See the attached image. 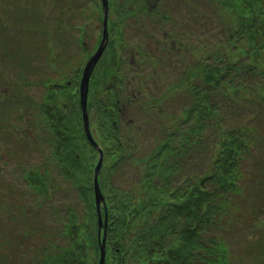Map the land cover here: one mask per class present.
<instances>
[{
  "label": "trees",
  "instance_id": "obj_1",
  "mask_svg": "<svg viewBox=\"0 0 264 264\" xmlns=\"http://www.w3.org/2000/svg\"><path fill=\"white\" fill-rule=\"evenodd\" d=\"M73 1L70 0L71 3ZM76 1L78 6L82 4V0ZM109 1L112 7V41L118 39L120 45L115 52L109 50L97 66L100 68L97 73H101L109 83L103 78L95 82L88 103L91 130L105 159L99 181L109 214L106 264H235V257L243 255L235 253L232 245L239 240L242 246L243 239L247 237L242 235L245 237L237 238L233 232L236 228L247 229L250 222L249 210L244 202L248 193L243 184L248 174L243 164L250 159L253 150L259 152L264 148V141L261 143L256 139L257 129L255 125H248L246 117L224 112L225 103H240L235 97L242 94L239 89L244 90L242 96L246 103H249V96L240 83H234L235 79L234 82L229 79L223 81L217 79V74L224 72L227 65L235 67V76L258 73L255 69L264 62V0H206L220 26L228 13L237 25L230 27L229 38L222 40L223 51L218 44L211 48L219 53L214 55L205 51L210 58L207 65H203L201 52L196 50L200 68L182 79L192 102H186L182 115L169 117L167 110L161 107L160 114L149 119L147 128H152L153 123L161 118L167 122L159 121L161 129L155 132L153 142L144 151L140 150L141 137L137 141L138 138L122 130V120L126 121L124 104L130 102L128 89L130 87L137 92L138 86L134 82H140L139 85L143 82L142 78L141 81L137 78L138 73L142 74L141 65L136 64L134 69L129 70L124 66L127 58L119 52L125 46V20L141 14L148 22L150 32H153L151 25L162 28V23L167 24L171 20L175 25L180 18L174 5H162L164 0H160L159 4L142 6L136 12L131 7L132 0H124L120 6L115 5L116 0ZM171 1L175 3L179 0ZM185 8L189 9V6ZM114 14L119 15L118 19L113 17ZM67 17L68 13L63 12L62 19L67 20ZM154 17H160V20ZM75 29L80 31L78 40H85L86 29L83 26ZM177 40L172 39L177 45L174 51L188 41L186 38L180 42ZM197 42L201 43L200 40ZM235 45L239 49L232 47ZM161 52L164 58L157 53L151 54L150 62L154 67L165 62V51ZM110 54L113 56L110 57ZM142 54L141 48L139 55ZM66 62L70 63L69 60ZM208 65L211 69L206 71L203 66ZM201 72L204 74L199 77L203 81H197L198 78L194 81ZM54 79L45 84V127L48 135L44 137V143L53 147L56 158L46 165L58 167L62 180H70L71 187L85 189L90 186L93 189L88 172L85 173L84 169L82 172L78 167L81 162H86L87 168L95 171L99 158V152L88 142L82 124H74L75 111L76 115L80 114L79 82L68 80V74L60 75L58 81ZM151 82L152 85L146 82L149 89L146 98L155 102L157 107L161 101L155 92H162L158 91L155 82ZM263 83L261 89H264ZM198 84L212 87L211 94L198 92ZM226 86L229 89L223 91ZM122 90L125 91L123 108L120 109ZM77 135H81L82 142L75 141ZM85 147L89 148V152L85 151ZM205 159V172L201 174L197 169L200 161L204 164ZM128 163L135 166V172L130 175L131 187L126 189L116 178L118 172L125 173L122 166ZM23 178L35 190L38 187L33 182L44 181L45 192H50L46 195L48 200L60 189L48 168L46 172L24 169ZM240 195L242 197L237 199L236 196ZM87 202L93 207L90 212L85 210L84 215L76 202L60 206L68 219H63L62 227L55 230L63 239L60 246L64 249L65 261L58 262L53 256L55 264H96L98 215L94 196L87 198ZM47 246L54 249V244ZM65 247L68 249L65 250Z\"/></svg>",
  "mask_w": 264,
  "mask_h": 264
},
{
  "label": "rangeland",
  "instance_id": "obj_2",
  "mask_svg": "<svg viewBox=\"0 0 264 264\" xmlns=\"http://www.w3.org/2000/svg\"><path fill=\"white\" fill-rule=\"evenodd\" d=\"M159 1L132 0L131 7L136 12L142 6L159 4ZM114 2L116 6L124 4V0ZM162 3L163 6L166 4L174 5L175 12L180 18L178 19L179 22L177 21L175 25L173 20L167 24L162 23V28L151 25L153 32H150L148 22L142 17L143 15L138 14L139 16L135 18L128 17L125 20L123 35L125 46L123 50L119 51L124 58H127L124 66L130 68L129 70L134 69L136 64H140L142 68V74L138 73L139 76L137 77L140 81L141 78L143 79L142 85H139L140 82L138 81L134 82L138 86L137 92L129 87L130 102L124 104L126 106L124 108L126 121L122 120L123 131L127 130L129 135L135 139L138 138L137 141H140L141 137V151H144L143 149L153 142L155 132L161 129L159 121L167 122L161 118V120H156L157 122L153 123L152 128H147L149 119L155 114L159 115L161 107H164L167 110L166 114L171 117L182 115L184 107L187 106L186 102H192L189 94L185 92L188 87L184 81L182 82V79L193 71L197 72L200 68L197 63L196 50H200L201 62L203 61V65L206 64L210 58L205 55V51L214 55L219 53L211 47L218 44L220 48L222 40L226 41L229 38L228 33L231 34L230 27L233 28L237 25L235 19L225 11L228 15L225 14L226 19L221 21L220 26L218 19L213 15V10L209 8V2L206 0H185V2L179 0L175 3L171 0H164ZM0 5L3 8L0 9V14L4 10H8L9 14V20L6 19L0 28L3 34L8 33L6 41L10 42L8 49L12 63L10 71L8 70L12 81L7 82L5 72L0 73V264H55L52 261L54 257L58 262L59 260L65 261L64 254H62L64 249L60 246L63 239L58 237L55 230L62 227L63 219L65 221L68 219L60 206L76 202L83 215L85 210L90 212L93 205L87 202V198L94 196V185L93 189L90 186L85 189L71 187L72 182L70 180H62L58 167L46 165L55 159L56 155L53 153V147L47 142L44 143L43 135L45 137L48 135L46 127L41 126L44 111L40 113L37 109L44 88L37 79L40 76L46 84L49 79H54L55 76L68 74V80H72L74 83L76 80L79 82L77 88L79 89L80 114L78 112L76 115L75 111L74 124L79 125L81 123L83 126L80 81L84 67L97 50L102 39L103 10L101 0H82V4L79 6L76 0L72 3L70 0H0ZM184 5L185 7L189 6V9H186ZM110 8L112 7L110 6ZM63 12L68 13L67 20L62 19ZM110 12L109 9L108 43L101 60L105 58L106 53L108 55L109 50L112 49L115 52L117 45H120L118 39L112 41ZM117 16L119 15L114 14L113 17L118 19ZM154 19L160 20V17H154ZM224 21L223 25L222 22ZM78 26L79 28L83 26L86 29L85 40H78L80 31L75 29ZM176 35L177 38H175ZM173 37L179 40L186 38L188 41L183 43L180 49L174 51V47L177 46L176 43L175 45L174 42L172 44L166 43ZM198 40L201 43L197 42ZM232 47L239 49L236 45ZM141 48L143 54L139 55ZM233 48L230 49L232 54ZM221 49L223 51L222 47ZM167 50L170 51L166 52ZM4 51H6L5 47ZM161 51H165L167 62H162L161 65L154 67L153 63L150 62L151 54L157 53L164 58ZM109 56L112 57L113 55L110 54ZM32 59L35 60L34 67L31 65ZM68 60L70 63L66 62ZM203 67L207 69L206 71L211 69V65ZM96 68L89 80L88 103L89 98L92 97L95 82H99L103 78L101 73H97L100 68ZM29 70L30 74L34 73V75H26ZM255 70L258 73L235 76V67H228L227 65L223 70L224 72L217 74V79L220 78L223 81L229 79L232 82L235 79L236 82L234 83H240V86L247 90L249 103L243 99L244 90L239 89L242 94H237L235 97L240 103L235 104V101L229 104L225 103L224 112L233 113L235 117H246L248 125H255L254 128L258 132L256 139L261 142L264 141V97L262 96L264 89H261L260 85L264 82V62L258 64ZM203 74L202 72L197 74L198 76L195 77L194 81L197 78V81H201L199 76ZM25 76L30 83L27 86V91L23 94ZM56 77L54 80L57 79L58 81ZM103 80L109 83L105 78ZM147 81L151 85V81L155 82L158 91L162 92V94L155 92L157 99L161 101L160 106L157 104L155 107V102L146 98L149 91ZM198 85L200 86L198 92L200 90V93L205 95L211 94L209 92H211L212 87ZM227 86L223 91L229 89ZM124 91L122 90L120 109L123 108ZM219 99L221 98L219 97ZM28 101L29 112L26 103ZM151 104L153 107H150ZM259 108L260 110H258ZM97 112L96 110L95 114ZM49 122L51 124V121ZM26 124L30 127L27 140L24 139ZM83 132L85 133L84 126ZM79 140L82 142L81 135L79 137L77 135L75 139L76 142ZM85 151L89 152V148L85 147ZM206 163V159L204 164L200 161L197 172L204 173ZM78 167L82 172V169L85 173L88 172V179L93 182L94 171L87 168L86 162H81ZM243 167L248 174V178L243 184L248 193L247 201L244 202L247 210H249L250 222L247 229L236 228L233 232L235 237L238 236L237 238H244L245 236L242 235L247 237V239H243L244 244L242 246H240L239 240L234 241L232 250L243 255L242 257H235L234 260L235 264H264V148L259 152L253 150L252 156L243 164ZM47 168L53 172L60 188L50 200L46 199V195L50 192H45L44 195L34 192L23 178L24 169L46 172ZM122 168L125 173L122 175L118 172L116 180L123 187L129 189L131 187L130 175L135 172V166L132 167L128 163L124 164ZM114 178L115 175L112 176V180ZM33 183L38 187L43 181ZM240 197L242 196H236L237 199ZM37 202L40 203L41 207L38 206ZM241 203L243 202H239V204ZM49 244H54V249L47 246ZM67 249L65 247V250ZM105 257L107 259V248ZM255 259H257L256 262L253 261ZM99 260L100 246L98 243L96 264L99 263Z\"/></svg>",
  "mask_w": 264,
  "mask_h": 264
},
{
  "label": "water",
  "instance_id": "obj_3",
  "mask_svg": "<svg viewBox=\"0 0 264 264\" xmlns=\"http://www.w3.org/2000/svg\"><path fill=\"white\" fill-rule=\"evenodd\" d=\"M101 5H102V10H103L102 39H101V42L97 50L91 56V58L89 59V61L87 62L84 68L83 76H82L81 83H80V105L82 109L83 126H84L86 137L88 141L90 142V144L99 151V160L95 167L93 185H94L95 202H96V207H97V212H98V222H99L100 260L98 264H105L109 214H108V209L106 205V199H105V196L99 184V174L101 172V168L103 165L104 153H103L101 146H99V144L95 141L93 137V134L91 131V125H90V118H89L88 109H87L89 82H90L89 80L91 78L93 70L95 69L97 63L100 61V59L102 58L105 52V49L108 43V37H109V30H108L109 9H110L109 0H101ZM102 205L104 206V211H105L104 217L101 212ZM102 228H103V237H101Z\"/></svg>",
  "mask_w": 264,
  "mask_h": 264
},
{
  "label": "flooded vegetation",
  "instance_id": "obj_4",
  "mask_svg": "<svg viewBox=\"0 0 264 264\" xmlns=\"http://www.w3.org/2000/svg\"><path fill=\"white\" fill-rule=\"evenodd\" d=\"M0 9H3L0 5ZM6 19L9 20V14H8V10H4L1 14H0V25L2 23H4L6 21ZM8 33L3 34L0 28V73L5 72V79L7 82L12 81V77L10 78L9 74H8V70L10 71V68L12 67V63L10 62V52H9V46H10V42L7 40L6 41V36ZM4 42V43H3ZM172 40L168 41L167 44L171 43L172 44ZM161 43V42H160ZM4 47L6 48V51H4ZM169 48V47H168ZM170 50H167L166 52H168ZM40 62V60H39ZM34 63L35 60L32 59L31 61V65L34 67ZM34 75V73H32ZM32 74H30V70L29 72H26V75L31 76ZM39 80V84L42 85V87L44 88V92L43 95L41 96V102L40 104H38L37 109H39L40 113H42V111H44V117L42 115V123L41 126L44 127L45 126V108H44V100H45V81L43 78H41L40 76L38 77ZM29 80L27 79V77L25 76V83H24V91L23 94L25 93V91H27V86L29 85ZM10 99V98H9ZM11 100V99H10ZM27 103V111H30V106H29V101L26 102ZM39 113V114H40ZM29 124V123H28ZM30 127L29 125L26 124V128H25V140H27V136H28V131H29ZM43 137H45V135H43ZM39 183V182H38ZM30 185V183H29ZM31 187V186H30ZM34 192H37L38 194L44 195L45 193V188H44V181L43 183L40 185H38L37 190H35V188H31ZM38 206H40V203L37 202ZM42 205V204H41ZM41 207V206H40Z\"/></svg>",
  "mask_w": 264,
  "mask_h": 264
}]
</instances>
